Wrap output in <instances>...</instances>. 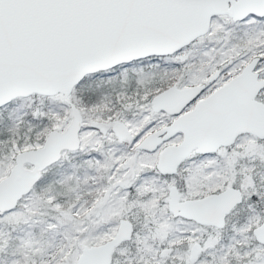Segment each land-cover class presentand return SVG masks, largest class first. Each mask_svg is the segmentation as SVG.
Instances as JSON below:
<instances>
[{
    "label": "rangeland",
    "instance_id": "obj_1",
    "mask_svg": "<svg viewBox=\"0 0 264 264\" xmlns=\"http://www.w3.org/2000/svg\"><path fill=\"white\" fill-rule=\"evenodd\" d=\"M254 18L212 16L206 33L166 54L167 61L179 66L168 77L155 70L157 60L126 62L100 78L106 90L90 105H79L87 86L74 88L75 84L69 98L80 102H72L82 118L78 150H93L96 154L95 161L90 163L91 185L79 192L80 200L70 212L56 217L55 227L62 234L65 232V238L57 237L49 248L38 243L27 215L31 202H38L43 196H48L47 202L52 201L51 188L32 187L14 208L0 213V264H17L16 257L4 248L7 223L18 225V250L26 257V264H73L83 245L110 238L121 218L131 221L133 231L115 248L111 264H264V244L252 233V227L264 214V138L243 133L228 147L210 154L192 153L173 175L160 174L155 163L163 145L180 141L179 132L152 151L136 148L144 135L174 116L151 108L152 96L161 89L173 83L182 87L207 82L219 69V75L210 83L216 85L237 73L257 54L263 58L256 69L264 74V18L253 24ZM236 29L242 30L245 41L233 40ZM49 96L54 107L52 128L61 130L69 122L70 107L62 93ZM258 98L264 101V89ZM118 121L129 128L128 138L121 140L114 134L111 125ZM104 125L106 128L100 130ZM49 130L45 127L35 137L17 135L10 142L1 141L0 179L14 163V155L22 149L40 146ZM66 155L64 151L61 157ZM171 184L178 187L181 198L201 196L229 185L240 187L244 198L226 216L224 227L200 225L175 217L168 210ZM95 223L98 229L93 231ZM196 241L201 242L203 250L191 262L188 252ZM37 251H41L38 257L34 256Z\"/></svg>",
    "mask_w": 264,
    "mask_h": 264
},
{
    "label": "water",
    "instance_id": "obj_2",
    "mask_svg": "<svg viewBox=\"0 0 264 264\" xmlns=\"http://www.w3.org/2000/svg\"><path fill=\"white\" fill-rule=\"evenodd\" d=\"M218 14L234 20L264 17V0H0V106L31 93H62L70 107L65 128L50 129L40 146L14 155V163L0 179V213L14 208L42 170L58 161L64 151L79 148L82 118L69 98L75 84L88 73L120 63L172 54L206 33L211 17ZM259 58L252 56L187 111L181 112L200 93L203 83L182 87L173 83L152 96L153 111L164 110L175 117L144 135L136 147L152 151L175 133L182 135L179 142L161 147L155 163L159 173H175L192 151L214 152L231 145L241 133L264 138V101L257 98L264 88V76L255 70ZM113 130L120 139L130 135L120 121ZM242 199L241 189L232 185L180 199L172 184L167 207L175 217L222 228L226 215ZM131 231V223L120 220L110 238L83 245L73 264H110L114 248ZM252 233L264 244V217ZM201 251V243L194 242L189 260H197Z\"/></svg>",
    "mask_w": 264,
    "mask_h": 264
},
{
    "label": "trees",
    "instance_id": "obj_3",
    "mask_svg": "<svg viewBox=\"0 0 264 264\" xmlns=\"http://www.w3.org/2000/svg\"><path fill=\"white\" fill-rule=\"evenodd\" d=\"M254 23L259 18H254ZM232 38L236 42L245 41V35L241 29L234 30ZM169 56V55H168ZM167 55H150L144 58L134 59L132 62H146L154 59L156 62L155 70L164 77L172 75L174 71L179 70L172 62L167 61ZM124 63L117 64L108 69H101L93 73L86 74L75 86L86 85L87 91L84 93L82 102H77L74 97H70L73 103L79 105H90L96 102L97 96L106 90L100 78L105 77L109 69L116 68ZM168 81V80H167ZM166 83V81H165ZM164 79H163V84ZM53 103L49 95L31 93L27 96H17L0 106V142H10L17 135L24 137L35 134L45 127L51 129L53 125ZM66 156L51 165H49L41 174L39 180L33 187L41 190V187L52 189V201L47 202L48 196H43L40 201L30 203L28 220L31 222V228L39 244L49 248L52 242L59 237L65 238V232L57 230L56 217L70 212L80 198L81 191L89 188L91 178H89L92 169L91 161H95L96 154L93 150L89 153L77 150H66ZM99 155H97L98 157ZM40 192V191H39ZM27 213V212H26ZM25 212H22L24 215ZM23 217V216H22ZM90 225V224H89ZM90 227V226H89ZM18 225L11 223L6 224L7 242L5 250L16 257L17 264H26L25 256L19 252L20 232L17 230ZM93 231L98 229L97 223L93 226ZM86 230L82 231L84 233ZM60 240V241H61ZM41 251H37L34 256L38 257Z\"/></svg>",
    "mask_w": 264,
    "mask_h": 264
},
{
    "label": "flooded vegetation",
    "instance_id": "obj_4",
    "mask_svg": "<svg viewBox=\"0 0 264 264\" xmlns=\"http://www.w3.org/2000/svg\"><path fill=\"white\" fill-rule=\"evenodd\" d=\"M248 16H249V15H248ZM253 16H254V15H253ZM246 17H247V16H246ZM246 17H245V18H246ZM254 17H257V16H254ZM257 18H264V17H257ZM232 19H233V18H232ZM192 41H193V40H192ZM257 55H259V54H257ZM253 56H254V55H253ZM259 56H260L259 61H258L257 65H256V67H255V70H256V71H258L256 68H257L258 64L261 62L262 58H263L262 55H259ZM250 59H251V57H250ZM247 61H248V60H247ZM247 61H246V62H247ZM246 62H245V63H246ZM241 68H242V67H241ZM216 71H218V73H217V74L215 75V77H213V79L211 80V81H213V80L219 75V73H220V70H219V69H216V70H215V71H214V72L208 77L207 82H200V83H203V84H204V86H203V88L201 89L200 93H199L198 95H196L193 99H191V100H190V101H189V102H188V103L182 108L181 112L187 111V110H189L190 108H192L193 105L195 104V102H196L197 100H199L200 98L206 96V95H207L208 93H210L213 89H215L217 86H219L220 84H222V83L224 82V81H222L221 83H218V84L213 85V86L210 85L211 81L209 80V78H210V77H211ZM258 72H259V71H258ZM232 76H233V75H232ZM259 76H264V74H261V73L259 72ZM230 77H231V76H230ZM226 80H227V79H226ZM200 83H195V84H200ZM193 85H194V84H193ZM263 89H264V88H263ZM261 90H262V89H261ZM261 90H260V91H261ZM260 91H259V92H260ZM258 94H259V93H258ZM258 94H257V98H258ZM258 99H259V98H258ZM259 100H261V99H259ZM261 101H263V100H261ZM174 117H175V115L173 116V118H174ZM173 118H172V119H173ZM172 119H171V120H172ZM171 120H170V121H171ZM168 123H169V122H168ZM108 124H109V123H107V125H108ZM166 124H167V123H166ZM107 125L102 126L103 129L100 128V130H104V128H106ZM113 125H114V122H113L112 125H111L112 130H113ZM164 125H165V124H164ZM128 129H129V128H128ZM113 131H114V130H113ZM129 132H130V130H129ZM177 133H178V132H177ZM114 134H115V132H114ZM179 134L181 135V133H179ZM241 134H243V133H241ZM241 134H239V135H241ZM250 134H251V133H250ZM115 135H116V134H115ZM239 135H238V136H239ZM116 136H117V135H116ZM129 136H130V135H129ZM238 136H237V137H238ZM254 136H255V135H254ZM117 137H118V136H117ZM181 137H182V135H181ZM237 137L235 138V140L237 139ZM118 138H119V137H118ZM127 138H128V137H127ZM119 139H120V138H119ZM125 139H126V138H125ZM258 139H263V138H258ZM121 140H123V139H121ZM235 140H234V142H235ZM138 142H139V141H138ZM138 142H137V143H138ZM178 142H179V141H178ZM234 142H233V143H234ZM233 143H232V144H233ZM166 144H167V143H166ZM232 144H231V145H232ZM136 145H137V144H136ZM228 146H230V145H228ZM228 146H220L219 148H221V147H228ZM136 148H137V147H136ZM219 148H218V149H219ZM137 149H139V148H137ZM143 150H145V149H143ZM192 153H195V152L192 151V152L189 154V156H190ZM211 153H212V152H211ZM196 154H202V153H196ZM205 154H210V153H205ZM189 156H188V157H189ZM188 157H187V158H188ZM184 160H185V159H184ZM184 160H183V161H184ZM183 161H182V162H183ZM182 162H181V163H182ZM181 163L178 165L177 170H178L179 166L181 165ZM50 165H51V164H50ZM47 167H48V166H47ZM47 167H46V168H47ZM46 168H45V169H46ZM45 169H44V170H45ZM44 170H42V172H43ZM177 170H176V172H177ZM42 172H41V174H42ZM176 172H175V173H176ZM175 173H172V174H163V175H173V174H175ZM160 174H161V173H160ZM40 177H41V176H40ZM38 180H39V179H38ZM34 185H35V184H34ZM171 185H172V184H171ZM173 185H174V184H173ZM175 186H176V185H175ZM236 187H238V186H236ZM176 188H177V190L179 191V189H178L177 186H176ZM239 188H240V187H239ZM240 189H241V188H240ZM241 191H242V190H241ZM210 192H215V191H210ZM210 192H207V193H210ZM207 193H205V194H207ZM179 194H180V191H179ZM205 194H203V195H205ZM203 195H201V196H203ZM242 195H243V198H244V194H243V192H242ZM201 196H196V197H201ZM188 198H193V197H188ZM180 199H186V198H181V195H180ZM19 200H20V199H19ZM242 201H243V199H242ZM242 201H241V202H242ZM241 202H240V203H241ZM238 204H239V203H238ZM238 204H236V205H238ZM236 205H235V206H236ZM235 206H234V207H235ZM234 207H233V208H234ZM233 208H232V209H233ZM232 209H231V210H232ZM8 211H9V210H8ZM6 212H7V211H6ZM230 212H231V211H230ZM230 212H229V213H230ZM229 213H228V214H229ZM228 214H227V215H228ZM227 215H226V216H227ZM263 217H264V214H263V216H262L261 221H260L257 225L253 226L252 229H253L254 227L258 226V225L262 222ZM122 219H125V220H127V221H129V222L131 223V221L128 220V219H126V218H121V219H119L118 223H119L120 220H122ZM192 221H193V220H192ZM225 222H226V219H225ZM117 226H118V224H117ZM117 226H116V228H117ZM206 226H207V225H206ZM131 227H132V231H133V225H132V223H131ZM213 227H214V226H213ZM223 227H224V226H223ZM115 231H116V230H115ZM132 231H131V234H132ZM114 233H115V232H114ZM130 236H131V235H130ZM126 240H127V239H126ZM124 241H125V240H124ZM124 241H122V242H124ZM122 242H121V243H122ZM196 242H199V241H196ZM121 243H119L117 246H119ZM193 243H194V242H193ZM193 243H192V244H193ZM200 243H201V242H200ZM192 244H191V245H192ZM261 244H262V243H261ZM201 245H202V244H201ZM117 246H116V247H117ZM116 247H115V248H116ZM190 247H191V246H190ZM115 248H114V250H115ZM114 250H113V252H114ZM189 250H190V248H189ZM202 250H203V245H202ZM113 252H112V254H111V260H112ZM201 252H202V251H201ZM200 254H201V253H200ZM200 254H199V255H200ZM198 257H199V256H198ZM188 258H189V252H188ZM195 261H196V260H195ZM193 262H194V261H193ZM110 264H111V263H110Z\"/></svg>",
    "mask_w": 264,
    "mask_h": 264
}]
</instances>
